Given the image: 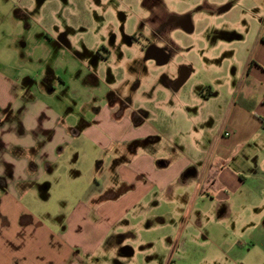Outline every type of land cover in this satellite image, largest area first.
<instances>
[{"label":"crops","instance_id":"0c3cea01","mask_svg":"<svg viewBox=\"0 0 264 264\" xmlns=\"http://www.w3.org/2000/svg\"><path fill=\"white\" fill-rule=\"evenodd\" d=\"M213 4L206 43L197 50H206L214 76L200 95L184 87L189 72L181 86L170 76L145 79L136 84L145 94L117 97L127 106L104 96L77 129L40 101L51 90L30 96L31 74L0 66V264H140L155 247L142 234L173 227L180 233L164 232L160 240L174 244L170 259L189 229V242L202 236L216 259L264 260V0ZM53 53L36 41L22 57L30 61L21 63L45 70ZM221 59L231 73H220ZM77 141L98 152L89 171L79 173L87 176L85 194L63 220L26 205L28 197L48 199L56 164ZM234 227L245 244L231 239Z\"/></svg>","mask_w":264,"mask_h":264},{"label":"rangeland","instance_id":"374dc122","mask_svg":"<svg viewBox=\"0 0 264 264\" xmlns=\"http://www.w3.org/2000/svg\"><path fill=\"white\" fill-rule=\"evenodd\" d=\"M213 1L0 0V66L5 65L8 72L12 68L19 73L27 71L31 74L35 82L28 90L30 96L41 94L43 88L44 91L51 90L50 94L46 91L43 97L39 96L40 101L53 106L63 115L66 123L73 121L77 129H82L86 121H91L104 96L113 97L119 105L127 106L125 100H118L120 95L145 94L148 89L136 87L145 79L163 80L166 76L178 79L181 72L188 71L191 75L184 87L187 86L189 93L200 95L214 76L206 50L199 53L197 50L201 43H206L207 24L211 22L208 11L214 9ZM220 7H224L223 4L217 8ZM185 18L192 20V33L181 28L180 20ZM248 27L253 29L251 25ZM43 40L54 49V57L47 62L49 67L44 70L22 65V61H30L27 57L22 60L27 50H31L36 41ZM23 44L26 46L22 47ZM150 47L162 49L169 58L168 63L158 65L148 59ZM57 57L59 60H55ZM216 64L221 67L220 73L232 72L222 59ZM100 78L107 83H117L118 87L100 85ZM20 81L23 83V77ZM37 86L40 91H37ZM158 145L167 151L166 154L177 155L168 143ZM97 156L94 147L82 141L66 146L56 164L55 178L50 179L52 191L48 199L40 201L38 197H28L26 205L36 208L43 215H56L63 220L80 198L79 194H85L87 190V176L80 179L79 173L85 175ZM62 185L67 189L66 194L60 191ZM62 205L63 212H56ZM209 230L208 227L202 231L206 233ZM230 230L233 231V241L245 244L240 235L241 229L234 227ZM180 231L173 227L147 235L143 233L155 243V247L151 254L136 257L143 260L139 263L147 264V259H151V264H264V260L256 263L251 256L240 260L241 257L233 258V254L229 260H222V257L216 259V255L212 254L213 246L202 236L200 239L198 236L194 243L189 242V229L184 231L180 243L176 245V257L170 259L169 252L172 247L175 249L174 244L169 240L160 243L161 235L165 232L173 238ZM243 246L248 251L249 247ZM167 248L171 249L168 251ZM157 255L159 262L156 263Z\"/></svg>","mask_w":264,"mask_h":264},{"label":"water","instance_id":"95a60500","mask_svg":"<svg viewBox=\"0 0 264 264\" xmlns=\"http://www.w3.org/2000/svg\"><path fill=\"white\" fill-rule=\"evenodd\" d=\"M184 31L187 33L193 32V26H186L183 27ZM147 58L154 60L158 65H165L168 63L169 58L165 54V52L162 49L156 48V47H150L147 51ZM189 73L188 71H183L180 74L179 80H178V86H181L187 79H188Z\"/></svg>","mask_w":264,"mask_h":264},{"label":"flooded vegetation","instance_id":"af4514ba","mask_svg":"<svg viewBox=\"0 0 264 264\" xmlns=\"http://www.w3.org/2000/svg\"><path fill=\"white\" fill-rule=\"evenodd\" d=\"M188 15V14H187ZM186 15V16H187ZM188 17V16H187ZM192 18V17H191ZM181 19V18H180ZM181 22V28H183L184 27V25H186L187 27L188 26H190V25H192L193 26V23H192V20L191 19H189V18H185V20H180ZM179 23V24H180Z\"/></svg>","mask_w":264,"mask_h":264}]
</instances>
